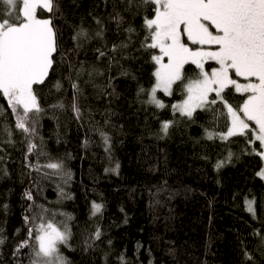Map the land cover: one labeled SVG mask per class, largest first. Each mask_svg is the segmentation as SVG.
<instances>
[{"label":"trees","instance_id":"16d2710c","mask_svg":"<svg viewBox=\"0 0 264 264\" xmlns=\"http://www.w3.org/2000/svg\"><path fill=\"white\" fill-rule=\"evenodd\" d=\"M57 3L60 11L52 19L64 55L56 56L48 80L35 87L44 111L34 135L26 139L15 128L0 96V264H31L32 248L19 254L16 249L24 241L34 244L28 236L33 223L25 218L33 221L42 210L46 219L68 224V246H60L68 264H122L121 256L123 264H264V179L257 175L264 161L248 154L251 148L264 151L259 142L249 145L241 136L206 139V129L226 131L227 120L219 115L226 111L219 103L213 106L216 114L197 110L195 122L173 114L171 105L185 96L179 85L171 96L157 93L165 108L145 102L147 91L139 90L153 86L156 66L140 47L143 8L126 10L127 0ZM117 13L123 17L119 27L112 19ZM96 19L103 38L73 51L75 31L83 27L94 34L100 28ZM129 26L136 33L121 48L129 41ZM81 64L97 71L77 76ZM191 68L186 66L189 76ZM74 81L80 87L79 118L72 108ZM225 95L237 106L244 99L231 89ZM165 121L173 122L167 135L161 131ZM29 140L37 145L31 153ZM50 161L62 162L61 175L43 167ZM246 200L255 201V216ZM93 203L103 205L96 216Z\"/></svg>","mask_w":264,"mask_h":264},{"label":"snow or ice","instance_id":"6c2138e0","mask_svg":"<svg viewBox=\"0 0 264 264\" xmlns=\"http://www.w3.org/2000/svg\"><path fill=\"white\" fill-rule=\"evenodd\" d=\"M127 6L126 10H145L140 47L149 53L156 66L152 73L155 79L153 86L139 90L141 94L147 91L145 102L163 109L166 105L157 93L171 96L174 85H179L185 96L182 101L171 105L173 114L179 113L195 122L197 110H211L216 114L213 106L217 103L226 110V113L219 112L227 120L226 131L217 133L206 129V139L226 141L230 137L241 136L249 145L258 141L259 149H264V0H127ZM149 6L151 17L147 15ZM59 11L57 0H0V96L15 117V128L25 134L26 139L35 134L40 114L44 111L34 86L43 85L48 80L54 70L56 56L64 55L52 19ZM44 13L50 15L43 18ZM112 19L118 27L123 22L119 13ZM95 23L100 28L94 34L83 27L75 31L72 40L76 47L73 51L82 48L86 42L103 38L101 20L96 19ZM126 31L129 41L122 43L121 48L129 47L131 37L136 33L131 26ZM150 50H158V53ZM97 51L100 57L105 55L100 49ZM112 51H116V46ZM188 65L192 66L190 76L186 74ZM85 71L91 77L97 70L85 69L81 64L76 75L80 76ZM123 75L129 73L124 72ZM54 87L59 90L62 85L57 81ZM72 88V108L79 118L80 109L75 102L76 94L80 92L79 84L74 81ZM229 89L244 97L238 106L230 103L225 95ZM56 107L62 108L63 105ZM0 111H3L2 106ZM172 124V121L162 122L164 135L168 134ZM5 131L11 137V131ZM101 136L108 144L109 138L103 132ZM8 142L11 143V139ZM36 147L29 140L28 152ZM248 154L264 160V151L256 148H251ZM231 157L232 153H229L227 159L230 161ZM223 164L224 161H220L216 167ZM43 167L53 170L52 175L63 173V164L59 161H50ZM257 175L264 179V168ZM25 197L30 201L33 199L30 192H25ZM254 203V200H246L247 211L253 216ZM102 208L103 205L93 203L92 215L101 213ZM46 211L42 210L33 221L25 218L26 222L33 223L28 236L35 242L32 245L22 242L16 254L31 247V264H68L60 246H68L71 231L67 222L61 227L46 219L43 215ZM100 238L101 232L97 230L94 239ZM261 241L264 245V237ZM3 242L0 238V244ZM245 257L252 259L248 253ZM120 259L123 264V257Z\"/></svg>","mask_w":264,"mask_h":264},{"label":"water","instance_id":"95a60500","mask_svg":"<svg viewBox=\"0 0 264 264\" xmlns=\"http://www.w3.org/2000/svg\"><path fill=\"white\" fill-rule=\"evenodd\" d=\"M43 15H45V17H43V18H47L50 14L49 13H44ZM37 86H41V85H37ZM37 86H34V87H37Z\"/></svg>","mask_w":264,"mask_h":264},{"label":"rangeland","instance_id":"374dc122","mask_svg":"<svg viewBox=\"0 0 264 264\" xmlns=\"http://www.w3.org/2000/svg\"><path fill=\"white\" fill-rule=\"evenodd\" d=\"M206 67H207V65H206ZM226 111V110H225ZM250 123V122H249ZM253 127V126H252ZM264 161V160H263Z\"/></svg>","mask_w":264,"mask_h":264}]
</instances>
